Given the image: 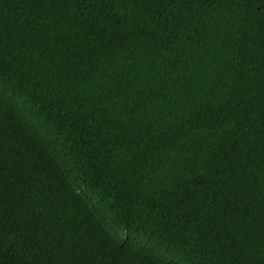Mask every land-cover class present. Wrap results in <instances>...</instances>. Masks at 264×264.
I'll return each instance as SVG.
<instances>
[{
  "label": "trees",
  "instance_id": "1",
  "mask_svg": "<svg viewBox=\"0 0 264 264\" xmlns=\"http://www.w3.org/2000/svg\"><path fill=\"white\" fill-rule=\"evenodd\" d=\"M0 264H264V0H0Z\"/></svg>",
  "mask_w": 264,
  "mask_h": 264
}]
</instances>
